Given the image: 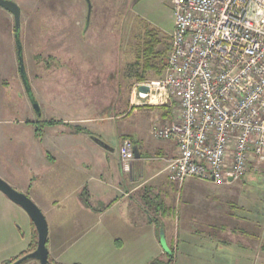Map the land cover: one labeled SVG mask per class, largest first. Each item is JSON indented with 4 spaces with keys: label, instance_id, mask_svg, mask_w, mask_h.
Listing matches in <instances>:
<instances>
[{
    "label": "rangeland",
    "instance_id": "1",
    "mask_svg": "<svg viewBox=\"0 0 264 264\" xmlns=\"http://www.w3.org/2000/svg\"><path fill=\"white\" fill-rule=\"evenodd\" d=\"M12 1L21 8L20 38L24 64L29 78L34 81L40 108L42 105L45 112H52L48 104L56 105L50 99L54 97L57 103L63 94L66 102L59 103L62 106L59 108L72 109L71 114L80 116L87 112L90 117H98L105 113L120 117L101 125L110 139L96 137L108 140L107 144L113 149L119 150L122 140L127 137L121 134H129L128 138L135 144L140 143L135 137L142 136L151 147H160L162 141L155 139L152 131L161 120L173 121L164 114L175 106L164 108L139 102L134 92L138 82L128 78L126 72L128 65L135 60L133 47L137 39L144 36L146 24L159 31V37L171 46L175 25L172 0H140L138 4H135L137 0H91L88 27L85 0ZM18 66L15 20L10 12L0 7V178L15 190L24 191L32 184V158L38 146L31 139L33 127L16 122V115L35 119L32 107L25 99L20 77L15 72ZM164 74L165 71L162 76L149 72L143 82L159 80ZM128 107L136 109L126 115L130 112ZM24 119L20 117L19 121ZM22 136L27 139V145L22 146ZM24 154L25 157L29 155L26 161L23 160ZM179 189L184 192H177L174 201H182L179 211L188 235L180 237L178 244L184 258L194 262L187 252L191 251L192 255V247H205L208 260L217 264L224 261L229 264H264V251L261 250L264 242V162L257 168L252 166L244 177L229 185L216 186L192 180ZM62 218L64 215L60 217L61 223ZM177 226L175 222V232ZM200 229L204 234L221 235L231 244L222 240L203 241L204 236L190 237L193 231L200 232ZM246 233L253 236H246ZM74 239L76 242L70 246L63 245ZM80 240L55 236L49 227L47 247L50 246L53 255H61L65 261L76 259L90 263L93 254L81 252ZM35 241L29 216L0 192V264L29 253ZM104 257L108 260L107 255ZM182 261L185 260L177 259L175 264H183ZM23 264L38 262L29 260Z\"/></svg>",
    "mask_w": 264,
    "mask_h": 264
},
{
    "label": "built area",
    "instance_id": "2",
    "mask_svg": "<svg viewBox=\"0 0 264 264\" xmlns=\"http://www.w3.org/2000/svg\"><path fill=\"white\" fill-rule=\"evenodd\" d=\"M175 18L164 77L138 83L139 102L174 107L155 139L174 141L169 180L216 186L264 162V0H172ZM146 85L149 93L139 91ZM135 143L118 150L131 174Z\"/></svg>",
    "mask_w": 264,
    "mask_h": 264
},
{
    "label": "crops",
    "instance_id": "3",
    "mask_svg": "<svg viewBox=\"0 0 264 264\" xmlns=\"http://www.w3.org/2000/svg\"><path fill=\"white\" fill-rule=\"evenodd\" d=\"M59 97L61 101L57 103L54 97L50 99L56 105L55 110L48 104L52 112H45L41 105L42 115L49 118L41 117L36 126L52 120L61 123L45 125L40 136L36 127L31 138L38 146L32 158V184L29 190H18L30 196L42 210L55 236L81 238V252L93 256L90 263L76 259L65 261L61 255H53L50 246L49 256L58 264H150L156 259H166V251L160 241L163 231L168 248L177 246L176 260H185L183 264H217L208 260L205 247H192V255L191 251L187 252L194 262L179 252L180 237L188 235L179 211L182 201H174V196L179 191L182 194L184 189L179 187L192 180L178 188L169 180L168 162L177 155L176 143L173 140L162 141L157 148L151 147L142 136L135 137L140 142L136 145L141 158L134 163L133 172L125 174L118 150L108 145V140H103L108 145L107 149L95 141L96 137L110 139L101 125L120 117L105 113L98 117H90L87 112L80 116L71 114L72 109L67 112L65 107L64 111L59 108V103L66 102L63 94ZM131 108L128 107V111ZM80 129L82 132H76ZM121 135L130 137L129 134ZM21 139L22 146L27 145V139L24 136ZM27 158L29 155L25 157L24 154L23 160ZM61 215H64L62 223ZM175 222L179 226L177 232ZM201 232V229L200 232L193 231L190 237L198 239L204 236L203 241L222 240L227 245L231 244L221 235ZM74 242L76 239L65 241L63 245L70 246ZM147 242V245L152 244V248L145 244Z\"/></svg>",
    "mask_w": 264,
    "mask_h": 264
},
{
    "label": "water",
    "instance_id": "4",
    "mask_svg": "<svg viewBox=\"0 0 264 264\" xmlns=\"http://www.w3.org/2000/svg\"><path fill=\"white\" fill-rule=\"evenodd\" d=\"M88 5V17H87V26L90 21V16L92 12V3L91 0H85ZM0 7L5 9L6 11L10 12L15 20V37H16V44H17V54L19 59L20 68L22 70L25 69L24 65V57H23V45L20 38V31H21V8L12 0H0ZM139 91L143 93H149L150 89L146 85H142L139 87ZM30 93V89H28ZM34 108L38 113V116H42L41 108L37 100L34 102ZM95 141L103 146L104 148H108V145L99 138H95ZM134 154L136 159L141 158V153L139 150L138 145H134ZM0 192H2L9 200L13 203L20 206L30 217L32 222L35 225V228L38 232V243L37 248L34 252L24 256L23 258L16 261L14 264H23L28 260H36L39 264H50L49 260V249L47 247V240L49 234V226L48 222L45 218V215L40 210V208L32 201L30 197L26 194L15 190L10 184L0 178ZM160 241L161 244L166 252H169V248L166 242L165 233L162 231L160 234Z\"/></svg>",
    "mask_w": 264,
    "mask_h": 264
},
{
    "label": "trees",
    "instance_id": "5",
    "mask_svg": "<svg viewBox=\"0 0 264 264\" xmlns=\"http://www.w3.org/2000/svg\"><path fill=\"white\" fill-rule=\"evenodd\" d=\"M140 0H137L135 4H138ZM124 13L127 12L126 10H123ZM144 36L139 37L137 39V43L134 45V55L135 60L133 63L128 65L126 76L130 79L135 80L138 83H141L147 79V75L149 72H154L157 76H162L166 66H167V60H168V52L170 44L167 43L163 38H160L159 31L156 29L150 27L148 24H146ZM166 42V43H165ZM161 45H164L163 48H159ZM96 81H98L96 77ZM99 82V81H98ZM92 83V82H91ZM98 84V83H93ZM163 108V107H162ZM165 108V106H164ZM122 107L120 111H122ZM136 107H132L130 112H128L126 115H130L132 111H134ZM167 113V114H166ZM164 115L167 118V115L172 118V110H168ZM118 116V115H117ZM61 123V121L52 120L51 122H40V124L37 126V135L40 136V133L42 131V128L45 125L51 124L56 125ZM76 132L80 133L82 130H76ZM128 138V137H125ZM244 232V231H243ZM35 239L37 240V232ZM247 234V233H246ZM250 236H253L252 234H247ZM37 241L32 245L31 250H34L36 248ZM261 250L264 251V242L261 244ZM50 264H58L56 263L50 256H49ZM175 249L173 247L169 248V252H166V259H156L150 264H175ZM16 261V259L7 262L6 264H11L12 262Z\"/></svg>",
    "mask_w": 264,
    "mask_h": 264
},
{
    "label": "flooded vegetation",
    "instance_id": "6",
    "mask_svg": "<svg viewBox=\"0 0 264 264\" xmlns=\"http://www.w3.org/2000/svg\"><path fill=\"white\" fill-rule=\"evenodd\" d=\"M18 68L16 69V73H17V75H18V77H20V81L22 82V89H24L25 90V93H26V101L27 102H29V104L31 105V107H32V111H33V113H34V116H35V119H32L31 118V116L30 117H27V116H22V115H14L16 118H17V120L18 121H16V122H19L18 123V125H20V124H24V125H26V126H28V127H33V131L32 132H34L35 130H36V125L38 124V121L40 120V116H38V113L36 112V110H35V108H34V102L37 100L36 99V94H35V88L33 87L34 85H33V83H34V81H32L29 77V73H28V70L26 69V67H25V69L24 70H22L21 68H20V64H19V59H18ZM25 65V64H24ZM28 89H30V93L28 92ZM19 95L21 96V98L22 99H24L23 97H22V95H21V92H19ZM25 97V96H24ZM37 102H38V100H37ZM39 103V102H38ZM20 117H24L25 119H24V121H19V119H20ZM15 121V120H14ZM13 120L11 121V122H14ZM5 181V180H4ZM28 196V195H27ZM28 197H30V196H28ZM31 198V197H30ZM11 201V200H10ZM33 201V200H32ZM12 202V201H11ZM34 202V201H33ZM13 203V202H12ZM35 203V202H34ZM15 204V203H14ZM15 205H17V204H15ZM18 206V205H17ZM20 207V206H19ZM21 208V207H20ZM22 209V208H21ZM24 211V210H23ZM25 212V211H24ZM26 213V212H25ZM27 214V213H26ZM28 215V214H27ZM30 218V217H29ZM31 230H32V236L35 238V236H36V233L35 232H37V230H36V228H35V225H34V223L32 222V220H31ZM34 241V240H33ZM37 243H38V232H37ZM36 248H37V244H36ZM36 248L34 249V250H31L29 253H27V254H24V255H21V256H19L18 258H15L16 259V261H18L19 259H21V258H23L24 256H26V255H28V254H30V253H32V252H34L35 250H36ZM14 260V259H13ZM12 261V260H11ZM16 261H14V262H12L11 264H14ZM29 261V260H28ZM33 261H36V260H33ZM25 263V262H24ZM39 264V263H38Z\"/></svg>",
    "mask_w": 264,
    "mask_h": 264
}]
</instances>
